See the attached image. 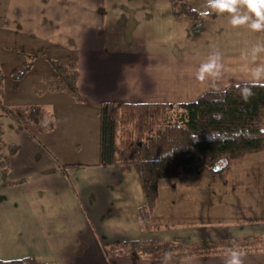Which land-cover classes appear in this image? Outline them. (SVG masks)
Wrapping results in <instances>:
<instances>
[{"label": "crops", "instance_id": "crops-1", "mask_svg": "<svg viewBox=\"0 0 264 264\" xmlns=\"http://www.w3.org/2000/svg\"><path fill=\"white\" fill-rule=\"evenodd\" d=\"M198 11L207 0H185ZM218 12L202 26L175 19L171 0H0V103L37 107L27 129L0 111L7 183L0 174V260L33 256L54 264H264V149L223 171L160 179L149 227L134 170L98 164L102 102L181 103L237 82H264V36L248 7ZM77 61L82 102L42 81V58L20 79L27 55ZM214 65L203 73L205 66ZM52 124L40 130L43 123ZM15 150L10 153V146ZM59 162V164L56 163ZM75 164L73 166L61 165ZM171 240L196 252L149 258L124 241ZM183 250L185 248L182 246Z\"/></svg>", "mask_w": 264, "mask_h": 264}, {"label": "trees", "instance_id": "trees-1", "mask_svg": "<svg viewBox=\"0 0 264 264\" xmlns=\"http://www.w3.org/2000/svg\"><path fill=\"white\" fill-rule=\"evenodd\" d=\"M171 2L174 18L192 20L195 28L202 26L205 19L217 15V11L207 7L204 11H198L185 0ZM205 12L208 14L205 15ZM250 15L253 25L258 18L252 12ZM255 31L264 36V27ZM39 56L55 72L54 75L42 77L48 90L66 92L75 101L82 102L75 58L61 61L47 54H30L21 68L10 71L11 77L20 79ZM0 111L12 115L25 129L27 123L39 118L36 115L37 107L18 112L0 103ZM98 118V164L117 165L124 173L135 171L144 197L137 215L141 226L149 227L160 179L195 175L203 167L219 173L228 161L264 149V82L231 83L221 90L204 91L192 101L175 104L106 101L99 105ZM51 126L44 122L40 130H47ZM14 150L15 147L11 145L10 153ZM7 171L8 158L2 155L0 148V174L6 183ZM123 244L130 254L142 253L149 258L196 252L191 244L156 238L127 240ZM182 246L189 249H179ZM0 264L54 263L24 256L0 260Z\"/></svg>", "mask_w": 264, "mask_h": 264}, {"label": "clouds", "instance_id": "clouds-1", "mask_svg": "<svg viewBox=\"0 0 264 264\" xmlns=\"http://www.w3.org/2000/svg\"><path fill=\"white\" fill-rule=\"evenodd\" d=\"M244 4L248 7L249 11L254 13L258 18L256 23H253V30H260L264 27V0H207L206 7L218 12H229L233 13L232 23L234 26L242 25L246 23L248 17H237L236 13V5ZM205 15L208 13L205 12ZM214 68V65L205 66L202 69L201 79H203V73L211 72ZM230 259L227 261V264H243L242 256L243 253L241 251L229 250Z\"/></svg>", "mask_w": 264, "mask_h": 264}, {"label": "rangeland", "instance_id": "rangeland-1", "mask_svg": "<svg viewBox=\"0 0 264 264\" xmlns=\"http://www.w3.org/2000/svg\"><path fill=\"white\" fill-rule=\"evenodd\" d=\"M207 168V167H206Z\"/></svg>", "mask_w": 264, "mask_h": 264}]
</instances>
